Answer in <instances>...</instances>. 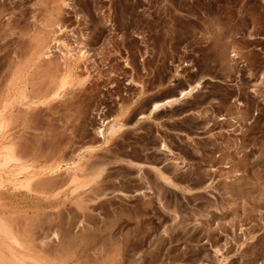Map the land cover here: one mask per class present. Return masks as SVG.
Segmentation results:
<instances>
[{"label": "rangeland", "instance_id": "rangeland-1", "mask_svg": "<svg viewBox=\"0 0 264 264\" xmlns=\"http://www.w3.org/2000/svg\"><path fill=\"white\" fill-rule=\"evenodd\" d=\"M5 152L0 264H264V0H0Z\"/></svg>", "mask_w": 264, "mask_h": 264}, {"label": "bare ground", "instance_id": "bare-ground-1", "mask_svg": "<svg viewBox=\"0 0 264 264\" xmlns=\"http://www.w3.org/2000/svg\"><path fill=\"white\" fill-rule=\"evenodd\" d=\"M67 54H69V51H66ZM80 55L82 56H85V51L84 50H80ZM200 87V82L197 81L195 82L194 84H191L189 86H187L186 88L184 89H181L177 92L176 95L174 96H170L168 98H165L161 101H157V102H153L150 104L149 106V109L147 111V113L145 114H140L137 116V118H148L150 116H152L153 113H155L156 111L162 109L163 107H170L172 105H175L177 103H179L181 100L185 99V98H188L194 91H196L197 88ZM108 121H104V124L107 123ZM122 128V125L121 123H115V122H111L107 129L105 130L103 127L100 128L98 131H99V135L103 138V140H107L109 136L113 135L114 133H116L117 131H119L120 129ZM159 149L164 151L166 156L168 155V160L174 164L175 166L177 167H182L183 164H184V161L178 157H174L172 156V152L170 151V149L165 145L164 142H161L159 144ZM6 155H2L0 153V164L3 165L4 163L8 162L9 161V156H8V153L5 152ZM1 155L3 156L1 158ZM2 159V160H1ZM159 167V166H158ZM157 174V176L167 185H171L174 187V184L171 182L170 180V176H165L162 171L160 172L158 169L159 168H153ZM173 181V180H172ZM177 187V186H176ZM206 188V186L204 187ZM185 190V189H184ZM187 190V189H186ZM141 191V190H140ZM197 223V222H196ZM217 249V248H216ZM215 249V250H216ZM217 252H219L217 250Z\"/></svg>", "mask_w": 264, "mask_h": 264}, {"label": "crops", "instance_id": "crops-1", "mask_svg": "<svg viewBox=\"0 0 264 264\" xmlns=\"http://www.w3.org/2000/svg\"><path fill=\"white\" fill-rule=\"evenodd\" d=\"M158 111H159V110H158ZM156 112H157V111H156ZM146 113H147V112H146ZM144 114H145V113H144ZM153 114H154V113H153ZM153 114H152V115H153ZM139 115H140V114H139ZM150 117H151V116H150ZM177 118H178V117H177ZM137 119H143V118H137ZM165 145H166V144H165ZM166 146H167V145H166ZM167 147H168V146H167ZM168 148H169V147H168ZM169 149H170V148H169ZM170 151L172 152V156H174V157H178V156H176V155L173 153V151H172L171 149H170ZM165 155H166V154H165ZM168 157H169V156L167 155V161L170 162V161L168 160ZM178 158H180V157H178ZM181 159H182V158H181ZM182 160H183V159H182ZM183 161H184V160H183ZM170 163H171V162H170ZM184 163H185V162H184ZM150 166H152L153 168H156V167H157V168H160V167H158V166H154V165H151V164H150ZM158 170H159V169H158ZM159 171H160V170H159ZM160 172H161V171H160ZM162 173H163V172H162ZM163 174H164L165 176L167 175V174H165V173H163ZM167 176H170L169 178H170L171 182L174 184V187H175V188H182V187H183L181 184L179 185V184L175 183L174 181H172V178H173L172 175H167ZM208 184H209V183H208ZM177 185H178L179 187H178ZM169 186H171V185H169ZM176 186H177V187H176ZM184 187H186V186H184ZM204 187H205V186H204ZM204 187H203V188H204ZM183 189L186 190V188H183ZM204 189H205V188H204ZM142 191H143V190H141V191H139V192H142ZM137 192H138V191H135V193H137ZM196 222H197V221H196Z\"/></svg>", "mask_w": 264, "mask_h": 264}, {"label": "built area", "instance_id": "built-area-1", "mask_svg": "<svg viewBox=\"0 0 264 264\" xmlns=\"http://www.w3.org/2000/svg\"><path fill=\"white\" fill-rule=\"evenodd\" d=\"M232 56L238 59V64H239L240 66H243V65H244V61H243L242 59H239V58L237 57V55L233 54ZM218 120L223 122V121L227 120V116H225V115H221V116L218 117ZM219 155H220V154L218 153L217 156H219ZM223 166H226V167H227L226 164L223 165ZM211 170L214 171L215 168H211Z\"/></svg>", "mask_w": 264, "mask_h": 264}]
</instances>
